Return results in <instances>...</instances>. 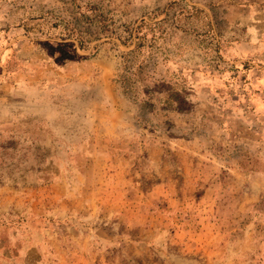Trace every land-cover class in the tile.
<instances>
[{
	"label": "rangeland",
	"instance_id": "rangeland-1",
	"mask_svg": "<svg viewBox=\"0 0 264 264\" xmlns=\"http://www.w3.org/2000/svg\"><path fill=\"white\" fill-rule=\"evenodd\" d=\"M261 7L0 0V264H264Z\"/></svg>",
	"mask_w": 264,
	"mask_h": 264
},
{
	"label": "crops",
	"instance_id": "crops-1",
	"mask_svg": "<svg viewBox=\"0 0 264 264\" xmlns=\"http://www.w3.org/2000/svg\"><path fill=\"white\" fill-rule=\"evenodd\" d=\"M251 18H253L251 20L253 22H251V24H249L248 27L250 29V36L253 38L252 41L255 44H260V43L264 44V7L252 11ZM261 63H264V60L263 61L260 60V64ZM252 71L259 76L258 79L264 78V66H260L258 64L256 68H254Z\"/></svg>",
	"mask_w": 264,
	"mask_h": 264
},
{
	"label": "trees",
	"instance_id": "trees-1",
	"mask_svg": "<svg viewBox=\"0 0 264 264\" xmlns=\"http://www.w3.org/2000/svg\"><path fill=\"white\" fill-rule=\"evenodd\" d=\"M132 38H133V35H132Z\"/></svg>",
	"mask_w": 264,
	"mask_h": 264
}]
</instances>
